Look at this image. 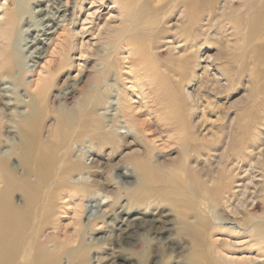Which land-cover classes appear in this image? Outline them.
I'll return each mask as SVG.
<instances>
[{"label":"bare ground","instance_id":"obj_1","mask_svg":"<svg viewBox=\"0 0 264 264\" xmlns=\"http://www.w3.org/2000/svg\"><path fill=\"white\" fill-rule=\"evenodd\" d=\"M121 2L123 27L118 29V37L126 38L135 45L136 53L145 57L137 27L144 7L150 8L148 0L142 4L114 0ZM68 3L67 0L66 7ZM160 3L153 10L164 15L180 5L184 6L181 9L189 6L205 10L203 15L190 20V38L195 49H190L186 59L193 64H201L202 46L210 38L202 28L204 21L209 30L215 22L227 23L234 35H243L241 51L250 59L243 69L250 72L249 78L258 91L250 109L240 117V139L230 141L236 128L234 116L230 121L223 119L218 127L220 132L214 136L209 130L204 133L205 123L194 117L178 120L170 127L180 131L179 135L167 142L175 146L177 156L172 158L177 165L165 168L166 160L156 155L142 136L145 123L135 119L122 98L112 114L99 112L98 107L104 105V92L98 88L93 96L85 95L75 108L58 109L52 104L55 90L70 89L64 93L66 96L78 83L70 84L69 79L59 82L60 76L74 64V40L68 39L67 44L58 42L59 49L53 51L59 55L54 67L50 69L49 65L47 73L43 69L35 80H27V72L36 69L21 67L14 53L12 39L18 16L0 21V264H92L94 252L117 242L119 249L110 246L112 259L150 264L155 235L168 231L172 224L170 218H156L163 216L162 210L173 215L178 235L188 238L186 246H182L187 262L178 256L177 264L256 263L253 257L231 256L230 250L241 248V244H232L229 237L220 240L217 232L246 237L249 248L257 251L255 256L264 258V0ZM219 52L225 51L220 48ZM152 54L153 59L160 56L157 47ZM204 57L206 61H215L220 59V53ZM109 66L107 63L106 69ZM224 76L227 82L221 84L217 76L218 84L208 88L211 93L220 95L229 89L235 75ZM187 90L186 95L194 102L198 93ZM241 101L237 99L230 105L237 106ZM51 116L54 122L48 125ZM125 147L133 150L128 149L130 153L119 156L114 163L116 152L122 149L123 153ZM125 162L129 164L124 168L127 170L118 171L120 163ZM67 197L75 216L71 232L63 231L58 220L67 206L60 200ZM220 207L227 210L233 221L216 217L215 210ZM140 229L145 231L141 233ZM138 235L140 248L131 244ZM166 255L160 252L158 259L166 262ZM103 260L99 256L97 264Z\"/></svg>","mask_w":264,"mask_h":264},{"label":"rangeland","instance_id":"obj_2","mask_svg":"<svg viewBox=\"0 0 264 264\" xmlns=\"http://www.w3.org/2000/svg\"><path fill=\"white\" fill-rule=\"evenodd\" d=\"M66 1L0 0L1 22L2 20L9 19V17L11 18L14 14L18 16L12 46L21 67H27L29 70L36 69L35 71L27 72V80H35L43 69V72L47 73L54 67L59 58L58 53H53V51L59 49L58 42L67 44L68 39L74 40L76 48L71 51L74 64L60 76L59 82L61 83L63 79H69L70 84H72V81H78V83L72 93L66 95L68 96L67 100H65L66 96L64 93L69 92L70 89L62 88V92L58 90L54 91L52 104L56 108H75L85 95L87 97L93 96L96 88H98L100 92H104L102 102L104 105L102 104L98 107L99 112L105 113L107 111L106 114H112L115 113V109L113 110V108L119 107V100L122 98L124 104L128 105L127 109L129 112H132L135 119L141 124L145 123L142 124L145 125L146 129L145 134L142 136L146 137L147 143L152 147L153 152L166 160L165 168H172L177 165L172 158L177 156L175 146H170L167 142L173 141L179 135L180 131L173 130L170 127L171 123H175L178 120L183 119L184 121H188L191 117H194L196 120L205 123L206 129L204 133L207 134L209 130L208 133L214 136L220 132V128L218 127L224 121L223 119L230 121L234 116L236 128L230 141L240 139L239 124L242 122L240 121V117L242 118L246 111L250 109L258 91V87L254 86L253 80L249 78L250 72L243 69V64L247 65L250 59L246 53L241 51V46L244 44L241 33L234 35L235 32L229 24H220V22H215L209 30V27L205 24L206 21H204L202 28L210 34V38L202 46L201 64H193L186 59L190 55V49H195L193 47V40L190 38V31L193 27H191L190 20L192 17L203 15L205 10L201 7L192 8L189 6L181 9L184 6L180 5L177 8L170 9L169 14L164 15L165 13H161L162 11L157 12L153 10V7H160V2L164 0H148L150 8L144 7V16L141 17V22L137 27L143 39L141 45L144 46V51L147 54H145V57H141L140 54L136 53L134 44L129 43L124 37H118V29L123 27L122 16L120 15L123 11L119 10L121 5L124 4L123 2L114 3V0H68V7H66ZM126 1L140 4L144 2V0L141 2L136 0ZM137 3L136 7H138ZM66 9L68 10L65 11ZM73 17L75 19L72 23L70 21ZM176 17L179 18L177 19ZM199 42L204 41L201 40ZM200 45L202 44L200 43ZM156 47L160 56L153 59L151 55L153 56L152 53ZM174 47H177L176 50ZM225 47L228 48L226 49ZM220 48H222V51H225L223 54L219 52ZM215 53H220V59L215 61L212 59L209 61L205 60L204 56L209 54L216 55ZM232 57L234 60H232ZM107 63H110V66L106 69ZM49 65L50 69L47 68ZM206 65L211 66L207 67L208 69L204 71ZM225 74L235 75L234 79L230 80L231 82L229 81V89L220 95L211 93L208 88L215 87L218 84L216 80L217 76L221 84L227 82ZM99 80L101 82L97 87ZM208 81L210 82L207 84ZM186 90L195 92V94L198 93L197 99L194 102L190 101L186 95ZM97 99L95 96L94 100ZM237 99H241L242 101L237 106L231 107L230 104ZM226 110L228 111V116L224 118ZM52 121L54 122L51 116L47 120L48 125L52 124ZM120 130L124 132L123 134H127L125 128H121ZM132 134L134 135L135 132ZM208 137L212 139V136ZM132 147L133 149L135 148V146ZM132 147H125L123 153L122 149L120 150L121 152H116L115 158L117 159H112L114 163H116L115 160L118 162L119 156L126 153L129 154V150ZM126 163H120L122 166L118 168V171L127 170L124 169L126 166H129ZM205 165L209 166L210 164L206 162ZM246 166L248 167V165ZM69 200L68 197L60 200V202L66 203L69 206H66L62 210L63 213L60 214L58 219L63 231L65 229L67 232L73 231L75 218L73 205L71 203L68 204ZM164 205L166 206V204ZM166 211L162 210L161 214L163 216L156 218H170L168 220L172 224L169 226L170 229L168 231L155 235L154 254L150 259V264H177L179 258H181L179 260L187 262V257L182 253H185L183 247L186 246L188 238L187 236L178 235L177 224L174 225L172 221L174 217L173 215H167ZM215 215L217 218L220 217L229 222L233 221V217L223 207L217 208ZM139 231L142 233L145 230L140 229ZM217 233L216 236L220 240L229 237L228 239L232 244L236 243V246H240L239 244H241V248L235 247V250H230L231 256L236 258L253 257L256 263H263L264 258L255 256L257 255V251L249 248L246 237L227 236L223 232ZM139 237L138 235V237L132 240V246L140 248L141 242ZM118 243L108 245L109 247L106 246L105 249L94 252L92 264H97V258L101 255L104 258L101 264H111V262L112 264H132L134 261H126L121 258L112 259L109 256L114 248L115 250L119 249ZM110 246H114L113 250L110 249ZM157 246L158 248H156ZM116 247L118 248L116 249ZM160 252L167 254L166 262L158 259L160 258ZM133 264H136V262Z\"/></svg>","mask_w":264,"mask_h":264}]
</instances>
